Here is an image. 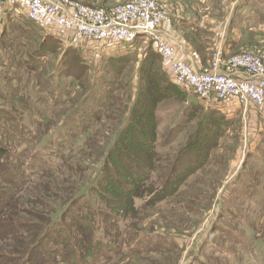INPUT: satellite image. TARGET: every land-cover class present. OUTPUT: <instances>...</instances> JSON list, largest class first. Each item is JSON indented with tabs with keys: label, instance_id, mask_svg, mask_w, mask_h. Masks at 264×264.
Here are the masks:
<instances>
[{
	"label": "rangeland",
	"instance_id": "rangeland-1",
	"mask_svg": "<svg viewBox=\"0 0 264 264\" xmlns=\"http://www.w3.org/2000/svg\"><path fill=\"white\" fill-rule=\"evenodd\" d=\"M67 1L104 8L97 0ZM129 1L111 0L106 10ZM159 2L171 24H178L177 18L187 13L203 25L198 31H205L190 38L197 47L209 48V71L217 54L225 58L230 48L233 52L228 56L252 52L264 58V0ZM45 29L31 22L18 5L12 6L11 14L0 16V129L4 131L0 147L19 156L27 146L26 155L39 151L55 167L48 175L33 176L26 185L0 180V264H39L38 241L56 223L69 227L78 241V225L67 218L72 200L82 195H88L90 207L101 213L96 238L113 250L110 259L99 256L98 264H264L260 111L249 107L246 116L224 113L231 120L228 130L219 134L215 119L208 130L211 126L202 121L210 123L203 119L215 108L177 86L153 45L143 40L122 51L78 40L81 48H76L85 68H78V57L66 49L71 45L56 48L47 42L55 54L29 65L47 36ZM167 82L175 85L176 94L166 91ZM84 104L89 125L71 127L70 114L80 112ZM3 111L22 131L7 129ZM131 121L146 122L142 130L150 138L155 128L156 145L152 160L143 163L151 169L150 176L144 183L135 178L134 196L125 197L120 186L108 185L104 170L112 151L117 155L120 146L135 149L123 143ZM200 127H207L206 132ZM192 140L198 150L183 163L190 173L168 181L174 163ZM14 162L18 165L20 160L4 159V169H11ZM114 166L121 175L123 165ZM15 170L18 175L20 170ZM133 172L138 174V169ZM96 185L104 188L95 193ZM15 224L22 230L14 231ZM86 242L87 253L89 239ZM74 255L77 260L78 254ZM83 261L91 264L92 257Z\"/></svg>",
	"mask_w": 264,
	"mask_h": 264
},
{
	"label": "built area",
	"instance_id": "built-area-1",
	"mask_svg": "<svg viewBox=\"0 0 264 264\" xmlns=\"http://www.w3.org/2000/svg\"><path fill=\"white\" fill-rule=\"evenodd\" d=\"M9 1L20 5L38 27L58 28L72 34L75 40L103 45L107 51L132 48L139 40L150 42L177 86L206 103L215 101L222 113L228 105L239 104L245 114L255 106L264 117V58L252 52L229 59L217 54L209 72L196 71L177 56L174 44L163 31L171 20L159 0H132L110 12L67 0ZM244 74L252 80L243 78Z\"/></svg>",
	"mask_w": 264,
	"mask_h": 264
},
{
	"label": "trees",
	"instance_id": "trees-1",
	"mask_svg": "<svg viewBox=\"0 0 264 264\" xmlns=\"http://www.w3.org/2000/svg\"><path fill=\"white\" fill-rule=\"evenodd\" d=\"M32 29V28H31ZM7 33V30L4 31L5 35ZM49 40V41H48ZM47 42H52L55 46L54 47H61V44L63 45L62 41L55 37L54 35H47L44 39L43 43L40 44L39 48L36 50V56L32 57L35 60H32L29 65H37L41 58H47L48 56L55 54L54 51L47 47ZM55 48V49H56ZM67 50H72L74 55L78 57V68H85L86 64H82L79 56V51L77 50L76 46L71 45L70 47L66 48ZM158 56L162 59L159 53H157ZM34 67V66H31ZM149 85V84H148ZM151 88H153V85H151ZM166 89L167 92L176 94L175 85L169 84L167 82ZM170 90V91H169ZM175 91V92H174ZM168 96V94H167ZM85 104L80 109V112L72 113L69 116V123L70 126L78 128L80 126L83 127V124L85 127L89 125L87 121L89 119L86 118V112L83 111ZM197 110H202L200 106ZM209 113L204 116L203 120L210 119V123L208 121H202L203 125L211 126L208 127V130L214 126L215 120L220 123V132L219 134L225 133L228 128L229 124L231 123V120H228L223 113H220L216 109H211L208 111ZM79 115V118L75 117L76 115ZM1 119H3V122L6 123L7 129L13 130L16 129L19 125L17 124L13 116L9 115L8 112L3 111V115L1 116ZM212 119V121H211ZM215 119V120H214ZM155 121V120H154ZM86 122V123H85ZM142 123L146 125V122L137 123V122H130L127 128L124 130V138L123 143H127L128 146L132 145L131 148H135L132 151L126 150L123 147H119V150H122L120 154H115L114 151L111 152V155L108 158V161L106 163L105 167V174L106 177L109 175V186H113L115 188L119 187L121 196L124 195L125 197L134 196V189L136 184V179L139 177L141 183H144V180H147V176H150L151 169L146 165L143 164L144 160L150 159L155 154V133L153 130V137L147 136V134H144L142 130ZM213 123V124H212ZM86 124V125H85ZM155 125V124H154ZM207 127H200L201 131L206 132ZM19 131H22L21 127H18ZM9 132H13L10 131ZM0 133L3 134L4 131L0 129ZM21 136L24 135L23 132L20 133ZM197 141L192 140L188 143V145L185 147V150L179 155L177 158V161L174 163V167L171 171V176L169 177V180L176 179L177 174L183 175V177L187 176L188 172L190 171V168H187L185 166V159L186 158H192V154L196 153L198 150L197 148ZM27 147V146H26ZM26 147L24 148L21 155L12 156L9 152L5 151L3 148L0 147V180L5 181L6 183H9L8 179H14V184H20V185H26L28 182L30 183L33 176H36L37 174L41 173V175H37V177L42 175H48L49 171L55 170L53 166L48 165V160L42 159L41 153L38 151L36 154H32L31 156L26 155ZM142 150V151H141ZM136 151V152H135ZM9 154V155H8ZM146 155V157H145ZM145 157V158H144ZM11 161L14 160H20L19 164L16 165V162H14V166H11V169H4L2 161L4 159H9ZM39 158H41L42 161H39ZM116 165H123L124 171L120 175V172H117V168L114 166ZM16 165V166H15ZM193 166V165H192ZM193 168V167H192ZM15 169H19L20 173L17 175V171ZM138 169V174L136 172H133V170ZM190 173V172H189ZM111 175V176H110ZM17 176V181H16ZM105 178V176H103ZM36 179V178H35ZM124 179V182H123ZM107 180V179H106ZM178 180V179H177ZM182 180V179H181ZM25 182H27L25 184ZM104 185V184H103ZM118 185V186H117ZM19 186V185H18ZM166 187V186H165ZM96 188V191H95ZM94 188V192L101 190V185H96ZM118 188V189H119ZM111 201V199H107ZM90 200L88 199V195H82L78 198H75L72 200V212L70 213V216L67 219H74L75 223L78 225V235L80 239L84 240V243L82 240H76L75 237H73V233H70L69 227H67L64 223L58 224L56 223L54 226H52L49 229V234H46L42 239H39L38 248L36 253V259L41 255L39 264H85L84 258L86 257H92L91 264H98V259L101 257H105L107 259L111 258V253L113 250H111V247L109 248L108 244L104 240L97 239V232L101 230V225L99 220V216H101V213H97L94 208L90 207ZM120 203V202H119ZM8 204V203H7ZM6 204V205H7ZM14 231H21L22 227L19 224H15L14 227H11ZM9 230V229H7ZM6 230V231H7ZM98 230V231H97ZM1 233V231H0ZM8 233V232H7ZM85 233H87V237L85 236ZM87 239H89L90 247L89 251L86 253L85 248L88 247ZM82 250V251H81ZM38 254V255H37ZM74 254H78V258L73 259L75 257ZM55 256L54 260H51V257ZM100 256V257H99Z\"/></svg>",
	"mask_w": 264,
	"mask_h": 264
},
{
	"label": "crops",
	"instance_id": "crops-1",
	"mask_svg": "<svg viewBox=\"0 0 264 264\" xmlns=\"http://www.w3.org/2000/svg\"><path fill=\"white\" fill-rule=\"evenodd\" d=\"M56 1V0H53ZM86 3L88 2H93V0H84ZM95 3V2H93ZM111 4V0H97V5H100L101 7H104L103 9L106 10V7H110L109 5ZM13 5H18L14 2H11L9 0H7L6 2H1L0 0V16L3 13H7V14H11L12 13V6ZM21 9V11L25 12L22 7L20 5H18ZM183 8V7H182ZM108 10V9H107ZM182 12V11H181ZM185 15V16H184ZM183 14L178 17L177 21L178 24L174 23L171 24L170 26H165L163 28V31L166 33L167 37L169 38V40L174 44L176 52H177V56L182 59L183 61H186L189 65H191V67H193L196 71L199 72H208L209 68L211 66V60H210V55L209 53V48L207 46L204 47H197L196 46V42L193 39L190 38V36H192L193 34L197 33L199 26L202 27L201 25H198L196 23H198V21L196 19H193L195 21H193L192 19L188 18V15ZM212 24L215 22V20H211ZM186 23V24H185ZM183 24V25H182ZM201 24H204V19L201 20ZM187 27V28H185ZM186 29V30H184ZM200 31H205V30H199L198 33ZM46 35H48L50 32L53 33V35L55 37H58L64 46H70V45H76L78 47H80L77 44L78 40H75L74 36L70 33H66L63 31H54L51 28H46L45 31ZM199 35V34H198ZM236 40H238L237 38H235ZM231 47V46H230ZM233 52V50L228 49L226 50V57L225 58H230L234 55H229V53ZM243 78L247 79V80H252V78L246 74L243 75ZM205 104H207L208 106H213L216 110H220L218 109V104L215 101H210V102H205ZM254 108L256 110H258L255 106H250V109ZM252 110V109H251ZM252 112V111H251ZM227 114L229 116H235L239 113H243L244 116L248 115V111L247 114H245V109L243 107H240L238 104H230L227 106V110L223 111V114ZM261 113V112H260Z\"/></svg>",
	"mask_w": 264,
	"mask_h": 264
}]
</instances>
